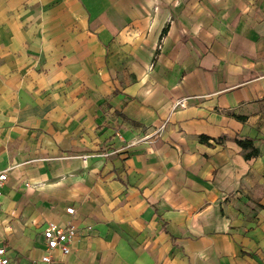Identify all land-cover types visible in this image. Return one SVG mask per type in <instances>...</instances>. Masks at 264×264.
I'll return each instance as SVG.
<instances>
[{
    "label": "crops",
    "instance_id": "crops-1",
    "mask_svg": "<svg viewBox=\"0 0 264 264\" xmlns=\"http://www.w3.org/2000/svg\"><path fill=\"white\" fill-rule=\"evenodd\" d=\"M1 171L10 264H264V0H0Z\"/></svg>",
    "mask_w": 264,
    "mask_h": 264
},
{
    "label": "built area",
    "instance_id": "built-area-1",
    "mask_svg": "<svg viewBox=\"0 0 264 264\" xmlns=\"http://www.w3.org/2000/svg\"><path fill=\"white\" fill-rule=\"evenodd\" d=\"M189 105L188 98L184 97L177 100L173 106L174 109L186 108ZM164 125L161 127L163 128ZM86 161V157L84 158ZM8 173L7 171L0 172V198L3 196V187L7 183ZM1 208V205H0ZM67 212L70 214L75 213L73 207L67 208ZM77 234V229L72 223L61 225L56 222H48L44 229V238L46 241L47 251L39 264H54L52 253L56 250H60L63 254H69L71 251V241ZM0 264H10L8 250L2 243L1 230H0Z\"/></svg>",
    "mask_w": 264,
    "mask_h": 264
},
{
    "label": "trees",
    "instance_id": "trees-1",
    "mask_svg": "<svg viewBox=\"0 0 264 264\" xmlns=\"http://www.w3.org/2000/svg\"><path fill=\"white\" fill-rule=\"evenodd\" d=\"M202 140H207V137H202ZM238 143L242 147L243 150L247 151L245 153L246 158L250 159L259 154V149L254 146V143L252 140L247 139L244 141H239Z\"/></svg>",
    "mask_w": 264,
    "mask_h": 264
}]
</instances>
